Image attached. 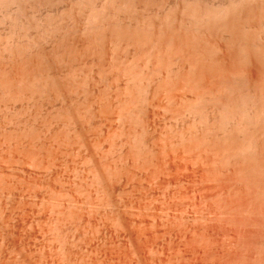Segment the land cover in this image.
Returning <instances> with one entry per match:
<instances>
[{
	"label": "rangeland",
	"instance_id": "374dc122",
	"mask_svg": "<svg viewBox=\"0 0 264 264\" xmlns=\"http://www.w3.org/2000/svg\"><path fill=\"white\" fill-rule=\"evenodd\" d=\"M47 1H48V5L45 4L46 5V7H45V5H43V4ZM47 1L43 2V4H41V5L37 4V8L33 7L34 5L32 6L31 5L32 3L29 4V2H28V4L25 5V7L27 6L25 9L28 8V10H25L24 15L21 14L22 16H20V14L18 13L19 19L22 17L20 20H18V22L15 20V17L16 18L18 17L17 14L13 13V16H14V14H16V16H14V18H13V16L11 17L13 19H11L9 16L5 15V16H7V17H5V20H6V18L8 20V17H9V20L4 22L7 24H4L2 22L4 24L3 25L2 23H0V25H1L0 26V38H2V36H3V38H4V36H5V38L6 37L10 38L13 34L16 33L14 38L17 39L19 37L20 38L22 37L21 38V40H22L23 38L25 39V37L30 36L31 33L33 34V35H31L32 37L38 36L37 34H39L40 30H43V28H45L44 24L47 25V22L49 23V20H50L49 18L51 15V17H52L51 21H53V19L55 18L54 21L56 22V23H53L54 21L51 22L52 25L53 24H56V25L60 24L61 26L62 25L65 26V25H68L70 23L69 27L68 26H65V27H68V28L73 27L72 30H73L74 34H72V31H71V33L69 34V38L70 37L71 38L70 39L68 38V40L66 38V41L70 40L69 42L72 43V41L74 42L76 40V46H78V47H76L75 44H73V45L71 44L72 46H74V48H73L74 51H72V52L76 53V54H72V52L69 53V51L72 50L71 49L72 46L69 44V42H64V44H63L66 46L65 43H67L66 48L69 47L68 44L71 46L67 50L64 49L65 46L59 45L60 49H62V50L64 49V51L66 50V52H68V53H64V51L62 52V50H60L63 53V55L60 59L61 60L63 59L62 61H64V62H62L59 59L60 61H57L56 62L57 64L54 63V65H53V66L56 65L55 69L60 70L59 75H60L61 82L63 81L62 83H64V84L67 83L66 86L69 85L68 86L69 90H67V88L65 86L67 91L66 90L64 91V94H62L63 97L59 94H56L57 92L54 90L48 91L46 94L40 93V91L38 90V92L35 91L36 96L34 94L35 92L34 93L30 92L31 91V88H30L31 84L30 83H32L31 81H33V80L35 81V79H32V78L37 79L38 76L36 77V75H38V72H39V74L40 73L42 74V71L40 68L34 69L33 67L32 68L30 67L32 65H31V63L28 64L29 63L28 60L30 61L31 59H27V62H28L27 64H26V61L19 60L18 63H17V61H14L15 63H17V65L21 63L19 66L20 67L22 66V68L24 67L23 65H30L28 67L26 66V68H28V69H25V67L23 69L24 71L27 70L26 71L27 74H28L29 70H30L29 75H30V73H32L31 71L34 72L31 74L34 77L32 76V78H31V75H30L31 81L27 80L25 78L26 79L25 82H27L25 84L24 79H22L25 77V74H24L25 72L21 71L22 69L20 67H19V70L21 71L20 73H19V71L17 72L15 70L17 72V74H19V76H20L19 77L17 75V77H19L21 79L20 83L22 82L21 84L22 85L24 84L23 86L21 85V87H20L19 79L16 77H13V75H12V71H13V74L16 75V73H14L15 71L12 70L15 68V66H12V64L14 62H12V61L10 62V60H9L10 65L9 64L7 65L8 67L9 66L13 67L12 69L7 68V71H6V68L1 69L2 68L1 65L3 64V68H4V67H6L4 65L7 64V62H8V60L7 61L3 60L4 59V58H2L3 53L1 55L2 59H0V60L2 62L0 61V66H1L0 75H1V71L5 70L7 73V79L6 80L8 81V82L6 81L7 87L2 86V88H4V91L6 88V91H10L11 94H10V92L5 93L6 91L4 92L2 88L0 89L3 91V92L0 91V121L2 122V123L0 122V176H1L0 177V179H1L0 180V183H1L0 184V193H1V196H0V227H1L0 228V264L1 263L2 264H6V263L7 264H121L122 262H123L122 264H125V263L126 264H173V263L174 264H264V240H263L264 239V204H263L264 203V178H263L264 177L263 176L264 175V173H263L264 166L263 165L264 164L263 165L260 164L258 169L256 168L258 166L257 165L255 167L256 169L254 168L257 171L256 172V171H254V169L251 170L254 166L250 167V165H253L255 162L253 164L248 163V165H247V161H249V160H247L248 158H245V157H247V155L246 156L244 155L245 157L243 155L240 156L239 154L236 156V154H237L236 152H235V154H232L235 150L234 148H237L240 141H243L242 137H244V136H243V134L241 135V134H238L237 132H234L231 135L230 132L228 133L229 130H227L226 132H225V130L222 131V129L220 130V128H219L220 125H218V124H215L217 127V129L215 127V133L217 132L218 134L217 133L213 134V135H212V133H210L211 135L208 134L209 137H208V139L206 138L208 140V141L206 140L208 145H207V143L204 144L205 143L204 137L207 135H205L203 137L204 141H202L201 137L204 135V133L206 131V128H207L206 124L207 123L205 121L202 122L201 117H200L201 114H199V113L196 114L197 111L190 110V113L193 112L194 116H193V113H192V115H190V113L188 112L189 111L188 109H192V108H190V106L193 105L194 102L198 103V101H200V99L198 98L197 95H198V93L200 94V92L202 90H204V94H205L204 100L205 99L209 100V98L207 97V94L211 93L210 90H212L214 88L213 84H215L214 89H215V91L218 90V93L221 91V89L219 91V88L217 89V86L221 83V81H225V84H224L225 87L227 85H228V87H230V90H229L230 92H231V90H233L235 88L236 84H239V80H238V82H236V84L233 83L237 79L234 78V80H232L233 76H235L234 74H232V71L234 73L235 70H232V68L234 67V69H237L239 66V64L237 62H240V61L237 58H235L236 54H234V56L232 55V59L230 60V56H231L232 52L230 55L228 54L229 57L225 56L226 53L224 54V52L230 53V52L226 51V49L229 50L231 47L227 48L228 47V45L226 46L227 40H221L223 42L219 41V37L217 35L221 34L219 36L220 37L222 36L221 30L216 29V30L220 31V33L217 34L218 31L213 32L215 34V37H214V34L212 33L213 34V36L211 35L212 39L209 38V37H211V36H209L211 34L209 31H206L207 32L206 34H205V32L200 33L199 34V35H201L200 37L197 34L198 38L195 37L193 39L194 35H196V34H194L195 33L194 32L193 33L194 35L191 38L194 41H196V39H198L199 41L203 40L201 37H204L205 40H208V41H209V39L213 41V37L217 39V40L214 39L215 42L217 41L215 43V45L217 44V47L215 46L216 48H215V52H214L216 55H213L214 56L213 59H214L215 64H216L215 68H217V65H218L216 62H218L220 59L223 58V60H221V61L223 62L224 66H223V64H221V61H219L218 63H220L221 65H219L218 67L221 66L220 68L225 69L226 71H227L228 67L230 68V71H227V72H230V74L233 75V76H231V78H232L231 81L228 80L230 74L229 75L223 74L222 70H221V71H219L220 76L219 75L218 76L221 77V73H222V75H225V77L222 76V78H219V77L214 76V77H216L215 78L216 80H213L214 81L213 82L210 80L211 79L210 77H212V76L207 75V72H209L208 70H210V68H208L209 65H207V68H206V66H205V68L203 67L204 70L200 69L201 66H200V68H199V66H197V68H199L198 69L199 71L203 70L206 72V69H208V70L206 73L205 72L203 73L202 71H201V73H199V71L195 70L196 68L194 67V69H193L194 74H192V71H191V75H193V78H195L197 76V74L195 76V73H197V72H198V74H202V73L206 74V76H208V77H206V80H208L209 83L211 82L210 84H208V86L212 85L211 86L212 89L209 87L210 90H208V91H210V92H208L206 90L207 89L206 87H205L206 89L205 88L202 89L204 86L207 85V83H205V85L202 86L201 85L202 82L200 81L201 86L198 85L199 82L197 84L196 81L197 80L199 81L200 78H202L201 80H203V84H204V82H206V81H204L205 78L202 77V75H203L202 74L201 77H197V78H195V80H193L196 83L195 85L193 83V86L194 87L196 85H197V87L200 86L201 88L200 87H198V88L201 90L197 92L196 89H198V88L195 87L196 88L195 89L192 86V82H190V83H188V85H189V87H192V89H194V90L191 89V91L190 90L188 91L186 89L188 91L187 92L186 90H183L181 88V85L186 83V80H184L183 76L187 77L186 72L188 70L185 69V71H184L182 69V64H181L182 58H180L181 54L179 55L178 54L179 50L177 51L175 49H176V47L178 49L181 47L180 48V52H181L186 47V44H188V46H189V43H191V42H188V38H187V40L185 39L188 42V43L186 42V44H185V42H183L184 44L181 43L182 41H184L183 39L182 40L179 39V41L176 42L178 40V39H176V36L174 35L176 32L173 33V31L169 27H168V29H170L171 31L168 30V33L166 31L167 28L165 30L162 27V29L165 30L163 33L161 31L162 29H158V27H157V29H158L157 30L156 27L155 28L151 27L150 31L153 33L154 32L157 33V31L159 33V31H160V34L157 33L159 36H157L156 33L150 34V31H149V32H147L149 34H145L148 37H146L144 35L145 36L144 38L146 40L142 39L143 43L141 41H139V42L133 41L137 45L135 43L134 44L131 43L127 46L126 45V42L128 44V38L127 37H126L127 39L126 38L121 39L122 41L118 40V39H120L119 37L122 38L123 36H119V37L115 36L116 38L112 39L113 41L115 40L112 43L113 45L110 44L112 40L111 41L109 40L110 42H108L107 40L103 41V40L93 39V40H90L92 42L87 41V40L82 42V40L85 39V37H87V35L85 37H83L84 35H81L82 32H78L79 34L76 33L77 32L76 29L79 27V25L81 26V23L79 24V22L80 21L82 22V20H81L82 17H79L80 16L79 13L82 11V8H80L78 6V2H80V1L79 0H66V1L60 0V3H59V0H52L53 3L50 2L51 0L50 1L47 0ZM70 1H72L73 4ZM76 1H78V2H76ZM99 1H101V0H98V1L95 0L92 2H94V4H96V6H97V4L99 5ZM153 1L151 4H149L151 7L148 5L147 9L146 10L144 9L145 11H143V9H142L143 15H144L143 20L145 18V20H144V22H145L148 19V22L144 23L142 21V14H141L142 11L140 10L141 11L140 12L139 9L137 11V13H140L139 15H141V22H143V24H145L147 26L148 23H151L153 21L155 23H156V21L159 22L158 19L160 17H157V19H155V17L157 16V14H158V16H160L159 13L161 14L162 10H163V13H165V14H167L170 10H172L168 14L170 15V13H173L172 18L174 17L173 16L174 15L173 10L175 7L174 4H176L178 2V0H173V1L172 0H163V1L162 0H160V1L155 0L157 3H155V1L154 2ZM206 1H209V0H206ZM210 1H215V5L221 3V1L223 2V0H221V1L220 0L219 1L210 0ZM224 1H227V0H224ZM81 2H82V0H81ZM85 2H87V1L85 0ZM159 2L160 3L163 2L164 4L162 3L159 5ZM49 3H52V4L50 5ZM66 4H67V6H66ZM100 4H101V2H100ZM152 4H154L153 5L154 7H152ZM39 5L43 9L38 7ZM84 5L86 6V4H84ZM50 6H52V7H50ZM158 7L159 8L162 7V10H159ZM172 7H173V9H172ZM78 8L81 9V11L79 13L77 12L80 10ZM85 8H86L85 9L86 12H88L87 6ZM152 8L155 9L156 11H154ZM169 8H171V9L169 10ZM263 8H264V6H263ZM32 9L33 10L36 9L34 11L35 16L33 14ZM75 9H77V10L75 11ZM64 10L65 11L67 10V11L65 12ZM71 10H73V11L71 12ZM157 10H159V11H157ZM164 10L165 11L169 10V11L165 12ZM29 11H31V13ZM151 11H152V13H151ZM259 11H260V13L262 12V14H259L258 13ZM1 12L2 11H0V13ZM57 12H58V14H55ZM60 12L62 13V15L60 14ZM256 12H257V14H259L257 16L258 18L256 19L257 20L256 22L260 23L261 17L262 16L264 17V14H263L264 10L261 11L260 9H258ZM4 13H5V11L3 10V16H4ZM43 13L48 18L44 17ZM47 13L48 14L50 13V15H48ZM65 13L66 14L70 13V14H69V16L68 15L66 16ZM155 13H157V14H155ZM1 14H0V19H3L4 17L2 18ZM30 14H31L32 19H34V18L36 19L37 16L42 17V19L41 18H38L36 20L34 19L35 22L31 19L34 22V23H31L32 21H29L30 19H28V17L31 18ZM32 14L34 17L32 16ZM80 14L82 16V12ZM152 14H153V16H152ZM165 14H163L162 16L164 17ZM54 15L55 16L59 15V16L55 17ZM23 16H25V17L27 16L26 17L27 21L25 20V17H23ZM75 16L76 17L78 16V17L76 18ZM62 17H64V18H62ZM68 17H70L71 19ZM45 19H49V20L46 21ZM62 19H63V22L61 24L60 21ZM67 19H68V22H66L64 24V22ZM152 19H153V21H152ZM10 20L14 21L15 24H14V22H12ZM23 20L25 21L24 23H26L27 26H29V25L31 26L30 28L32 29V31H30L31 29L28 27L25 28L26 25L24 23H23L25 25V26L23 25L24 27L22 26V24H19V22L22 23ZM39 20L43 21L44 27L42 26L43 28H40L39 32H38L37 31L38 30L37 28H39L38 24H40L39 22H41ZM58 20H60V21H58ZM69 20H70V22H69ZM72 20H74L76 22H74V21L72 22ZM253 20H254V18L252 19V21ZM1 21H4V19L0 20V22ZM36 21H37V23H36ZM9 22H10V26L8 27ZM16 22L18 23V27L16 25ZM57 22H59V23L57 24ZM71 22H72V24H71ZM11 23H12V25H16V26H14V28H12L13 26H11ZM259 23H257V24H259ZM36 25H37V27H36ZM238 25H241V22ZM74 26H75V31H74ZM6 27L10 30V32ZM33 27L37 30L33 29ZM40 27H41V25H40ZM165 27H167V26H164V28ZM10 28L12 30L13 29L14 30L17 29V30H15V32H13L14 30L12 31ZM22 28L25 29V30L20 31L22 34H20V32L19 33L16 32ZM6 29L8 31H6ZM26 29L30 32H27L24 34V32L27 31ZM152 29H155L157 31L152 30ZM240 29H241V27H240ZM11 31H12V34H11ZM5 32L6 33L8 32V34H6ZM3 33H5L6 35H4ZM166 33L167 34L171 33V34H170V36H168ZM10 34H11V36H9ZM71 34H72V36H71ZM163 34H165V35H163ZM24 35H27V36H24ZM155 35L157 36V38L159 37L160 39L155 38L156 37ZM160 35H162V36H160ZM182 35H183V33H182ZM191 35L192 34L190 33V36ZM16 36H17V38H16ZM149 36H152V37L154 36L153 37L154 39L152 38L153 41L155 42V40H156V42L157 41L158 42L156 44H154V42L152 43V40L148 39V38H151ZM166 36H168V38ZM171 36L173 37V41H172ZM11 38H12V40H11ZM11 38H10V40L3 39L4 41H2V42H4L5 44L2 42H0V44H2V46L8 45V44L12 45L15 43L13 41L19 40V39L13 40L14 39L13 36ZM166 38H167V40H166ZM169 38H171V39H169ZM177 38H179V37H177ZM183 38H185L184 35H183ZM225 38L226 37L224 36V39ZM2 39H0V41ZM27 39H28V37L26 38V40ZM71 39H72V41H71ZM80 39H81V42H80ZM109 39H111V38H109ZM162 39L165 40L169 46H171V44L173 42H176L178 45L176 44L177 45L176 46L173 43L172 44L173 46L169 47V46H167V44H165V41H162ZM192 39H190V37H189V40H192ZM94 40H96V41H94ZM124 40H127V41L124 42ZM169 40L172 42H167ZM193 40H192V43H193ZM198 40H197V42H199ZM208 41H207V43L209 44V46H211V44H213V42H214V41L213 42H211V41L208 42ZM6 42H8V43L6 44ZM115 42H116V45L118 47H116V45L114 44ZM179 42H180V45L181 44L185 45V47L180 46ZM225 42H226V44H225ZM120 43H121V45H120ZM161 43H163L164 45L163 44L161 45ZM169 43H171V44H169ZM207 43H204V44L202 43V45L203 46L205 45V47H206V45H208ZM61 44H62V42H61ZM77 44H79V45H77ZM48 45H51V44H48ZM89 45H90V47H89ZM200 45H201V43H200ZM200 45H198V47H201ZM221 45H222L221 50H224V51L221 52V50H220V52H219V50L217 48L220 49ZM79 46H80V48H79ZM112 46L115 48H113ZM134 46H135V48H134ZM190 46H189L190 51L188 49V51H187L188 53H186V54H192L193 53V51H192L193 46H192V48ZM136 47H137V49H136ZM76 48L78 50H76ZM112 48H113V50H112ZM125 48H127V49H125ZM223 48H225V49H223ZM153 49H156V50H153ZM167 49H168V51H166ZM84 50H85V52L87 51L86 52L87 55L84 52ZM92 50L95 53H93ZM127 50H129L130 52ZM138 50H139V52H138ZM146 50L148 51V53ZM160 50H161V52H160ZM88 51H89V53H88ZM1 52H3V50ZM97 52H99L98 53L99 55L97 54ZM149 52H150V54H149ZM156 52H158V53H156ZM173 52H174V55H175V53L178 54L177 55L178 59H175L176 55H175V57L172 56ZM185 52H186V50H185ZM234 52H235V50H234ZM5 54L6 53L4 51V56H5ZM112 54H113V56H111ZM148 54H149L150 58L148 57ZM166 54H168V55L166 56ZM183 54H184V50H183ZM221 54L224 57H222ZM70 56H72V57H70ZM82 56L83 57L85 56V57L82 58ZM100 56H101V58H100ZM226 57L229 58L228 59L229 62L234 63V66H228V67L226 66L228 63L227 62L228 60H226L227 59ZM154 58H156V59H154ZM167 58H168V61H167ZM81 59L83 61H81ZM233 59H237L238 61L232 62V61H235ZM22 62H24V63L22 64ZM159 62H161V63H159ZM15 63H14V65H15ZM148 63H150L149 64L150 66L147 65ZM58 65H60V66H58ZM133 65H135V66H133ZM159 65H160V67H159ZM228 65H231V64L228 63ZM235 65L237 67H235ZM241 65L242 64H240V66H239L240 69H241ZM225 66L227 67V69ZM250 66L254 67L253 65H250ZM142 67H143V69H142ZM149 67H151V68H149ZM223 67H225V68H223ZM255 67H256V65H255ZM29 68H31V69H29ZM134 68H136V69H134ZM155 68H157V69H155ZM162 69H164V70H162ZM8 70H10L11 72L10 71L8 72ZM142 70H145V71H142ZM156 70L162 71V72L159 71V73L161 75L163 74V76L161 77V75L158 74ZM218 70H220V69L218 68L217 72L215 71V73H219ZM225 70H223V71H225ZM67 71H69L70 76L68 75ZM124 71H126V73L128 75L125 74ZM183 71L186 73V74L184 73L185 75H182ZM119 72L120 73L122 72V74H120ZM133 72H135L136 74H134ZM170 72H172V73H170ZM189 72L190 71H188V74H189ZM241 72H243V70H241ZM9 73L12 76L9 75ZM132 73L134 75H136V77L139 75L138 78L140 77L139 78L140 80L138 78H136ZM179 73H181V75H179ZM235 73H239V71L236 70ZM21 74L22 75L24 74V76H21ZM148 74H149V76H148ZM151 74H153V75L151 76ZM157 74L160 78L157 76ZM169 74H170V76H169ZM208 74H212V73H208ZM4 75L2 74L1 76H4ZM8 75H9V79H12V77L14 78V79H12V80H14V82L12 80L8 79ZM131 75L134 78H136V80ZM191 75H190V78H192ZM215 75H217V74H215ZM1 76H0V82L2 80V84H3V82L5 80H3V78H1ZM10 76H11V78H10ZM167 76L170 79H168ZM181 76L183 77V79ZM258 76H260V73L258 74ZM26 77H28V76L26 75ZM72 77H73V79H72ZM88 77H89V79H88ZM5 78H6V76H5ZM127 78H128V80H127ZM132 78L134 80H130ZM148 78H149V80H148ZM150 78H152V79L150 80ZM260 78L261 79H259V80H262L260 82L263 84V78L264 77L262 78L260 76ZM141 79L144 81L143 82L144 84L142 85L143 88L147 85V83L149 81H155L156 80L153 83V85L151 84V86H149L151 88L146 90V93L148 95H146V93H143L144 92L143 89H140V92H139V88H142L141 84H140V83H142ZM153 79H155V80H153ZM159 79L160 80L162 79L161 80L162 82L159 83L160 85L155 86L157 84V82L160 81ZM192 79H191V81H192ZM129 80L132 82H130ZM170 80H174V81H170ZM10 81L12 82L11 83L12 86L10 84ZM80 81H81V83H80ZM86 81H87V83H86ZM128 81H129V83H128ZM139 81H141V82H139ZM183 81H185V82H183ZM17 82L19 85L14 84ZM73 82H75L76 84ZM135 82L137 84L133 85V83H135ZM145 82H146V84H145ZM166 82H168V83H166ZM8 83L11 87L8 85ZM138 84L140 85V87L135 88V87H138ZM164 84H166L168 86H166ZM222 84L223 83H221V86H218V87H222L223 86ZM232 84H234V86H232ZM130 85H132V86H130ZM172 85H175V87ZM15 86L18 88H16ZM126 86H128V87L126 88ZM224 86L222 87V89L225 88ZM73 87L76 89H74ZM123 87H125V88L123 89ZM228 87L225 90V93H226V91H228ZM237 87H239V85H237ZM13 88H14V90H13ZM63 88H64V86H63ZM83 88L85 89V91ZM89 88H91V89H89ZM154 88H155V92H154ZM160 88H162V89L160 90ZM26 89H29V90H26ZM126 89L129 90V93L127 90L128 94L125 91ZM12 90H13V92H12ZM72 90H73V93H72ZM108 90H109V92H108ZM205 90L208 93H206ZM99 91H101V92H99ZM117 91L119 92V94ZM134 91H137V92H134ZM168 91L170 94L168 93ZM215 91H213V93H211V94L214 95ZM229 91L227 93L228 95L226 94L227 96L221 93L220 95L221 96L223 95L222 96L223 98H218L219 100L221 99L220 101L218 99H215V101L221 102V101H223V99H225L224 101L227 102L228 101L227 98H229V94H230ZM233 91L236 92L235 89ZM233 91L231 92V94L233 93L232 95L235 94V92H233ZM16 92L18 93V95H15V94H17ZM22 92H24V93H22ZM65 92H66V94H65ZM133 92H134V94H132ZM159 92H161V93H159ZM28 93L32 94V95H29ZM37 93H39V94H37ZM122 93H123V95H121ZM138 93H142L141 94L142 98H139L140 94L138 95ZM179 93H181V94H179ZM201 93H203V91ZM236 93L238 94V92H236ZM4 94H5V96H3ZM73 94H76V95H73ZM156 94H157V96H156ZM211 94H208V96L210 97ZM33 95H34V97L32 98L31 96H33ZM41 95H42V97H41ZM131 95L135 96V97L137 96V97L133 98ZM145 95H146V97L144 98ZM213 95H211V96H213ZM55 96H57V98ZM118 96H119V98H118ZM221 96H219V97H221ZM15 97H17L16 100H15ZM7 98H9V99L7 100ZM22 98H23V100H22ZM132 99H134L136 101H133ZM191 99H192V101H191ZM120 100H122L124 103ZM127 100H129V101H127ZM47 101L49 103H47ZM50 101L52 103H50ZM191 102H192V104H191ZM202 103H204V102L202 101ZM202 103L200 102V104H202ZM111 104H112V106H111ZM124 104H125V106H124ZM136 104H138V105L136 106ZM204 104H206V101ZM52 105L54 107H52ZM6 106H8V107H6ZM61 106H62V108H61ZM117 107H121V109L117 108ZM158 107H159V109H158ZM172 107H173V109H172ZM67 108H68V111H67ZM143 108H144V111L142 112ZM59 110H61V111H59ZM74 110L76 112H74ZM107 110H108V112H106ZM179 111H180V113H179ZM55 112H56V114H55ZM62 112H65V113L63 114ZM124 112H125V115L123 114ZM130 112L131 113L134 112V113L131 115ZM14 113H15V115H14ZM106 113H108V114H106ZM183 113H185V114H183ZM198 114H199V116H197ZM117 115H119V116H117ZM143 115H146V116H143ZM66 116H68V117H66ZM186 116H188V118ZM195 116H197L196 119H195ZM184 117H185V119H184ZM56 118H58V119H56ZM63 119H64V122H63ZM65 119H66V121H65ZM199 121H201V124H199L200 123ZM66 122L68 125L66 124ZM186 122H187V125H186ZM75 123H76V125L74 126ZM195 123H196V125H195ZM140 124H141V126H140ZM189 124H190V126H189ZM136 125H138V126H136ZM192 125L196 126L195 127L196 130L193 129L194 126H192ZM116 126H118V127H116ZM191 126L193 128H191ZM197 126H198V130H197ZM146 128L148 131L146 130ZM189 129L192 131H190ZM193 131H195L194 132V135L196 134L195 136L193 135ZM196 131H198V132H196ZM199 132H200V134H198ZM185 133L187 135H189L191 138L188 136H184ZM189 133L192 134V136ZM220 133H221V135H220ZM222 133H224V134H222ZM225 133L230 134V135L226 136ZM235 133L240 135V138H242V140H240L239 136ZM9 135H10V138H9ZM197 135H198V137H197ZM141 136H143V137H141ZM180 136H181V139H180ZM229 136H232V137H229ZM79 137H80V139H79ZM135 137H136V139H135ZM183 137H185V138H183ZM193 137H195V139ZM221 137H222V139H220ZM233 137H235V139ZM6 138H7V140H6ZM196 138H197V140H196ZM210 138H211V140H210ZM65 139L68 140L69 142L66 141ZM127 139H130L131 141L130 140L127 141ZM200 139H201L202 143L200 142ZM74 140H76V141H74ZM217 140H219V141H217ZM234 140L235 141L237 140V141L235 142ZM185 141H186V143H185ZM197 141H198V143H197ZM211 141H212V143H211ZM199 142L201 143V145ZM221 142L225 145H223ZM49 143H50V145H49ZM14 144H16V145H14ZM186 144H188V145H186ZM202 144L204 145L203 148L201 147ZM226 144H228V145H226ZM137 145H139V146H137ZM48 146H49V148H48ZM197 146H199L200 148ZM208 147H210V148H208ZM229 148H231L233 151ZM42 149H43V151H40ZM189 149H191V150L189 151ZM201 150L204 152H202ZM212 150H214V151L211 152ZM65 151H67V153ZM188 151H189V154H188ZM190 153H192V154H190ZM224 154H226V156ZM260 154H262V153H259V155H257V156L255 155L256 158L259 159L258 163H256V164H259L262 161H263L262 163H264V159H261V161H260V158H261ZM263 154H264V152H263ZM263 154H262V156H264ZM127 155H129L128 158H127ZM234 155H235V157H234ZM35 156H36V158H35ZM186 157H187V159H186ZM226 157L228 158V160L230 162L227 160ZM248 157L251 158L254 156H248ZM242 158H244V159L242 160ZM241 160L242 161L247 160V161H245L246 163H244ZM22 161H24V162H22ZM188 161L189 162L192 161V162L189 164ZM236 161H238V162H236ZM253 161H254V159H253ZM197 162H199L200 165L197 164ZM6 163H8V164H6ZM210 163H212V164L210 165ZM203 166H205V167H203ZM261 166H263V168H260ZM245 168L248 170V171L245 170L246 174L244 173V170H243ZM212 170H213V172H212ZM261 170H263V171H261ZM185 171H187V172H185ZM208 171H209V173H208ZM247 172H249V173H247ZM241 173H243V174H241ZM194 177L195 178L197 177V178L194 179ZM218 177L220 178V180ZM201 179H203V181ZM212 179H213V181H212ZM260 183H263V184H260ZM3 190H4V192H3ZM262 196H263V198H262ZM106 200H108V201H106ZM94 201H96V202H94ZM7 207H8V209H7ZM232 209H233V211H232ZM88 246H90V247H88Z\"/></svg>",
	"mask_w": 264,
	"mask_h": 264
},
{
	"label": "bare ground",
	"instance_id": "6f19581e",
	"mask_svg": "<svg viewBox=\"0 0 264 264\" xmlns=\"http://www.w3.org/2000/svg\"><path fill=\"white\" fill-rule=\"evenodd\" d=\"M45 1H47V0H0V11H2L0 14H1V17L4 19V21H1L0 23H4V22H6V21H8L9 20V17L11 18L12 16H13V13H16L17 14V16H18V13L20 14V16H22V15H24V13H25V10H28V8L27 9H25L26 7H25V5H27L28 4V2H29V4L30 3H32L31 5L33 6V7H35V8H37V4H43V2H45ZM50 1V0H49ZM66 1V0H65ZM80 2H81V0H79ZM87 2H85V0L83 1L82 0V2L80 3V2H78V1H76V2H78V6L80 7V8H82V11H81V9L80 8H78V9H80L79 11H77L78 13L81 11L82 12V16H81V12L79 13V17H82V22L80 21L79 22V24L81 23V26L79 25V27L76 29L77 30V32L76 33H78V32H82L81 33V35H84L83 37H85L86 35H87V37H85V39H83L82 40V42H84V41H90V40H93V39H97V40H103V41H105V40H107L108 42H110L113 38L115 39L116 37H119V36H123L122 38L121 37H119L120 39H118V40H120V41H122L121 39H125L126 37L128 38V44H127V40H124V42H126V45L128 46L129 44H134L135 42H133V41H137V42H139V41H141L142 42V39H145L144 37L146 36V37H148L147 35H145V34H149V33H147V32H149L150 31V28L151 27H153V28H155L156 27V29H157V27H158V29H162V27H163V29H165L166 30V28H167V33H168V30L169 31H173V33H175L174 35L176 36V39H178L176 42H178L179 41V39H183L184 41H182L181 43H183V42H185V44H186V40H187V38H188V42H191V43H189V46L192 48V46H193V53L192 54H186V53H188L187 51H188V49H189V46H188V44H186V47H185V45H180V42H179V45L180 46H184L185 48L183 49L184 50V54H183V50L180 52V48L178 49L177 47H176V49L175 50H179L177 53L180 55L181 54V57L180 58H182V69L185 71V69H187L188 71H190L189 72V74H188V71L185 73L184 71H183V73H182V75H187V77L186 76H183L184 77V80H186V83L185 84H183V85H181V88L183 89V90H190L191 91V89H192V87H189V85H188V83H190V82H192V86H193V83H194V85L196 84L193 80H195V78H197V77H201V75L205 72V71H203L204 70V68H205V66H206V68H207V65H209V67L208 68H210V70H208V69H206V72H207V70L209 71V72H207V75H211L212 77H210L211 79V81H213V80H216L215 78L216 77H219L220 75V72L219 71H221L222 70V73L223 74H230V72H227V71H230V68L228 67V66H234V63H231V62H229V58H227L226 60H228L227 62L229 63V64H231V65H228V63H227V67H228V69H227V67H226V69H227V71L225 70V69H221L220 67H218L219 65H221V64H223V62L221 61V60H223V58L222 59H220L219 61H221V64L220 63H218V62H216L218 65H217V68H215L216 67V64H215V61H214V56L213 55H216L214 52H215V48L217 47V44L215 45V43L217 42H215V40L214 39H216V38H214L215 37V34L213 33V32H215V31H218V30H221V32H222V38L219 36V35H221V34H219L220 33V31H218V33L217 34H219V35H217L218 37H219V41H221V40H227L226 42H227V44H226V42H225V44H226V46L228 45V47L227 48H230L229 50H227L226 49V51H228V52H230V53H227V52H224V54H225V56H228V54L230 55L231 54V52H232V54H231V56H230V60L232 59V55L234 56V54H236L235 56V58H237L240 62H237L238 60L237 59H233V60H235V61H232V62H237L238 64H239V66H240V64H242L241 65V69L239 68V66H238V68L237 69H234V67L232 68V70H237V71H239V73H235V71H234V73H233V71H232V74H234L235 76H233V75H231L230 74V76H229V78H228V80H230L231 81V76H233V79L232 80H234V78L235 79H237L235 82H233L234 84H236V82H238V80H239V84H236V86H235V90H236V92H238V94L235 92V91H233V90H231V92L233 91V92H235V94L234 95H232L231 94V92L229 91L230 90V87H228V85L225 87L224 86V84H225V81H221V83H223L222 85L225 87V88H223L222 89V87H218V86H221V83L217 86V89L219 88V91H220V89H221V91L218 93V90L217 91H215V84H213V89H212V85L210 86H208V84H210L209 82H208V80H206V77H208V76H206V74H203L202 75V77H204L205 78V80L204 81H206V82H204V84H203V80H201L202 78H198L199 79V81L197 80L196 82H197V84H198V82H199V84L198 85H200V81L202 82L201 83V85L203 86V85H205V83H207V85L206 86H204L202 89H204L205 87L207 88H205L207 91L208 90H210V88L213 90V91H215L214 92V95L213 94H211V93H213V91L212 90H210L211 91V93H208V92H210V91H208V92H206V90H205V92L206 93H208V94H211V95H213V96H211L210 95V97L208 96V94H207V97L209 98V100L208 99H205L204 100V90H202L203 91V93H201L200 92V94L198 93V98L200 99V101H198V103H196V102H194L193 103V105H191L190 106V108H192V109H188L189 111V113H190V110H195V111H197L196 112V114L197 113H199V114H201V120H202V122L203 121H205L206 123V131H205V133H204V135L201 137L202 138V141H204L205 140V143L204 144H206L207 143V139H208V134L209 135H211L210 133H212V135L213 134H216L215 133V127H216V125L215 124H218V125H220L219 126V128H220V130L222 129V131L223 130H225V132L227 131V130H229L228 131V133L230 132L231 133V135H232V133H234V132H237L238 134H243V136L244 137H242L243 138V141H240V143H239V145H238V147L237 148H234L235 150H234V152L232 153V154H235V152L237 153L236 154V156L239 154L240 156H246L247 155V157H245V158H248L247 160H249V161H247V160H244V161H242L244 158H242V162H244V163H246L245 161H247V165H248V163H250V164H253L254 162V164L253 165H250V167L252 166H254L251 170H253L257 165V169H258V167L260 166V164L261 165H263L264 163H262V162H260L259 164H256V163H258V161H259V159L258 158H256V156L257 155H259V153H262L263 154V152H264V17L262 16H260L261 17V19H260V23L259 22H256L257 20V16L259 15V14H262V12L260 13V11L258 12L259 14H257V10L258 9H260L261 11L262 10H264V8H263V6H264V0H227V1H224L223 0V2L221 1V3H219V4H217V5H215V1H206V0H178V2L176 3V4H174V17L172 18V14L173 13H170V15L168 14L170 11H172V10H170L171 8H169V10H166V11H169L167 14H165V13H163V10H162V7H158L159 8V10H162V12H161V14L163 13V14H165L164 15V17L159 13V15L160 16H158V14L157 13H155V14H157V16L155 17V19H157V17H160L159 19H158V21L159 22H157L156 20V23L153 21V19H152V21L153 22H151V23H148V27L145 25V24H143V22H144V20H145V18H144V20H143V11H145L146 9H147V7H148V5L149 4H151L152 3V1L153 0H101V1H99V5L97 4V6H96V4H94V2H92V1H95V0H86ZM98 1V0H97ZM155 1V0H154ZM153 1V2H154ZM157 1V0H156ZM155 1V3H157ZM158 1H160V0H158ZM163 1V0H162ZM173 1V0H172ZM217 1H219V0H217ZM50 2H52V0L50 1ZM56 2V1H55ZM70 2H72V1H70ZM100 2H101V4H100ZM53 3V2H52ZM52 3H49L50 5L52 4ZM59 3H60V0H59ZM75 3V2H74ZM163 2H159V5L160 4H162ZM173 3V2H172ZM36 4V5H35ZM48 5V1L47 2H45L43 5ZM56 4V3H55ZM72 4H73V2H72ZM81 4V5H80ZM84 4H86V6H87V8H88V12H86V6L84 5ZM164 4V3H163ZM30 5V6H31ZM40 5L38 6V7H40ZM46 5H45V7H46ZM154 4H152V7H154L153 6ZM171 5V4H170ZM53 6V5H52ZM52 6H50V7H52ZM66 6H67V4H66ZM150 6V5H149ZM157 6V5H156ZM162 6V5H161ZM169 6V5H168ZM74 7V6H73ZM151 7V6H150ZM165 7V6H164ZM31 8V7H30ZM40 8H42V7H40ZM67 8V7H66ZM157 8V9H158ZM43 9V8H42ZM60 9V8H59ZM138 9H139V11L141 10L142 11V9H143V11L141 12V14H142V21L143 22H141V15H139L140 13H137V11H138ZM145 9V10H144ZM151 9V8H150ZM153 9V8H152ZM172 9H173V7H172ZM3 10L5 11V13H4V16H3ZM33 10V9H32ZM31 10V11H32ZM36 10V9H35ZM35 10H33V14H34V11ZM47 10V9H46ZM45 10V11H46ZM61 10V9H60ZM68 10V9H67ZM66 10V11H67ZM77 9H75V11H76ZM154 11H156L155 9H153ZM159 10H157V11H159ZM31 11H29L30 13H31ZM43 11V10H42ZM62 11V10H61ZM65 11V10H64ZM65 11V12H66ZM70 11V10H69ZM73 10H71V12H72ZM74 11V12H75ZM165 11V10H164ZM165 11V12H166ZM70 12V13H71ZM73 12V13H74ZM40 13V12H39ZM45 13V12H44ZM43 13V14H44ZM52 13V12H51ZM69 13V14H70ZM137 13V14H136ZM150 13V12H149ZM148 13V14H149ZM151 13H152V11H151ZM16 14H14V16H16ZM22 14V15H21ZM28 14V13H27ZM33 14H32V16H33ZM48 14V13H47ZM53 14V13H52ZM55 14H58V12L57 13H55ZM60 14L62 15V13L60 12ZM66 14V13H65ZM69 14H66V16L68 15L69 16ZM253 14V15H252ZM263 14H264V12H263ZM5 15H7V16H9L8 17V20H7V18H6V20H5V17H7V16H5ZM41 15V14H40ZM48 15H50V13L48 14ZM14 16H13V18H14ZM29 16V15H28ZM34 16H35V14H34ZM33 16V17H34ZM53 16V15H52ZM55 16V15H54ZM56 16H59V15H56ZM55 16V17H56ZM64 16V15H63ZM72 16V15H71ZM70 16V17H71ZM77 16V17H78ZM152 16H153V14H152ZM23 17H25V16H23ZM27 17V16H26ZM26 17H25V20L27 21V19H26ZM30 17H31V14H30ZM44 17H46L45 16V14H44ZM43 17V18H44ZM61 17V16H60ZM70 17H68V18H70ZM76 17V16H75ZM76 17V18H77ZM151 17V16H150ZM259 17V18H260ZM13 18H11V19H13ZM22 18V17H21ZM20 18V19H21ZM38 18H41L42 19V17H40V16H37V18L36 19H38ZM46 18H48V17H46ZM52 17H51V15H50V20L49 19H45L46 21L47 20H49V23L47 22V25L46 24H44L43 23V21L42 20H39V21H41V22H39L40 24H38V27L39 28H37V29H35L34 27H33V29H35V30H37L38 32H39V29L40 28H43L44 26H45V28H43V30H40V32H39V34H37L38 36H35V37H32L31 35H33L32 33H31V35L30 36H27V35H24V36H27L28 37V39L26 40V38L27 37H25V39L23 38L22 40H21V38L19 37V38H17V36H16V38L17 39H15L14 37H15V35H16V33L15 34H13L12 36H13V40H18V41H13V42H15L14 44H8V45H5V46H2V44H0L1 46H0V50L2 51L3 50V52H1L0 51V59H2V58H4L3 60H5V61H7L8 60V62H7V64H5L4 66H6V67H4L3 68V64L1 65L2 66V68H1V66H0V68L1 69H5L6 68V71H7V68L8 69H12L13 67H11V66H7L8 64H9V60H10V62L12 61V62H14V61H17V63H18V61L19 60H21V61H26V64L28 63V64H30L31 63V65L32 66H30V65H23L24 67H25V69H28V68H26V66L28 67V66H30L31 68L33 67L34 69H38V68H40L41 69V71H42V74L40 75L39 74V72H38V75H36V77H37V79L36 78H32V76L33 75H31L32 73H34L33 71H31L32 73H30V75H31V78L32 79H35V81L33 82V81H31L30 79V75H29V71H28V74L26 73V71L27 70H23L24 69V67L22 68V66L20 67L19 65L21 64H18L17 65V63H15V65H14V63L12 64V66H15V68L14 69H12V70H16L17 72L19 71V73L21 72V71H24L23 73L25 74V77L24 78H22V79H24V82L26 81V79L27 80H30L32 83H30L31 84V93H34L35 91L36 92H38V90L40 91V93H47L48 91H51V90H54V91H56L57 93L56 94H59V95H61L62 96V94H64V91L66 90V88H67V90H69L68 88V86H66L67 85V83L66 84H64V83H62L61 82V79H60V75H59V69L57 70V69H55V66H53L54 65V63L55 64H57L56 62L57 61H60L61 59V57H62V55H63V51H64V49H68L69 47H71L73 44H75V46H76V38L74 39L75 41V43L72 41V39H71V41H72V43H70L69 41H66V38H67V40H68V38H69V34L71 33V31H72V34H74L73 33V30H72V28L70 29V28H68L69 27V24L68 25H65V26H68V27H65L64 25H56V24H53L52 25V23L51 22H53L54 20H55V18L53 19V21H51L52 19H51ZM62 18H64V17H62ZM254 18V20L252 21V19ZM3 19H0V20H3ZM19 19V16L16 18L15 17V20L18 22V20H20ZM28 19H30L29 21H34V19H32V17L31 18H29L28 17ZM32 19V20H31ZM35 19V20H36ZM58 19V18H57ZM56 19V20H57ZM71 19V18H70ZM73 19V18H72ZM75 19V18H74ZM44 20V19H43ZM241 20V21H240ZM10 21H12V20H10ZM28 21V22H29ZM31 22V23H34V22ZM58 21H60V20H58ZM65 21V20H64ZM74 20H72V22H73ZM241 22V25H238V24H240V22ZM12 22H14V21H12ZM16 22V25H17V27H18V23ZM25 21L23 20V22L22 23H20L19 22V24H22V26L25 24L26 25V23H24ZM27 22V23H28ZM45 22V21H44ZM61 22V24H62V22H63V19L60 21ZM66 22H68V19L64 22V24L66 23ZM69 22H70V20H69ZM72 22H71V24H72ZM74 22H76V21H74ZM145 22H148V19L145 21ZM144 22V23H145ZM239 22V23H238ZM254 22V23H253ZM2 23V24H3ZM24 23V24H23ZM36 23H37V21H36ZM46 23V22H45ZM53 23H56L55 21L53 22ZM59 22H57V24H58ZM257 23H259V24H256ZM4 24H7V23H4ZM3 24V25H4ZM14 24H15V22H14ZM43 24H44V26H43ZM77 24V23H76ZM16 25H12V23H11V26H13L12 28H14V26H16ZM24 25V26H25ZM29 25V24H28ZM40 25H41V27H40ZM75 25V24H74ZM238 25V26H237ZM1 26V25H0ZM10 26V22L8 23V27ZM23 26V27H24ZM43 26V27H42ZM150 26V27H149ZM164 26H167V27H165L164 28ZM241 27V29H240V27ZM26 27H28V28H30L31 26L29 25V26H25V28ZM36 27H37V25H36ZM168 27L171 29H168ZM238 27V28H237ZM7 28V27H6ZM16 28V27H15ZM8 29V28H7ZM6 29V31H8ZM11 29V28H10ZM19 29V28H18ZM31 29V28H30ZM157 29V30H158ZM161 30L163 33H164V31L165 30ZM216 29H218V30H216ZM12 30V29H11ZM14 30V29H13ZM12 30V31H13ZM15 30H17V29H15ZM15 30L13 31V32H15ZM21 30H25V29H20L19 31H16L17 33H19ZM27 30V29H26ZM34 30V31H35ZM152 30H155V29H152ZM157 30H155V31H157ZM12 31H11V34H12ZM30 31H32V29L30 30ZM30 31H26V32H24V34L25 33H27V32H30ZM42 31V32H41ZM74 31H75V26H74ZM206 31H209L211 34L209 35V36H213V34H214V37H213V41L212 40H210L209 38H211L212 39V36L211 37H209L208 39H209V41L208 40H205V38L204 37H201L203 40H198V39H196V41H194L193 39L196 37V38H198V36L200 37L201 35H199L200 33H203V32H205V34L207 33ZM9 32H10V30H9ZM195 32V33H194ZM2 33V32H1ZM6 33V32H5ZM5 33H3L4 35H6V34H8V32L5 34ZM35 33V32H34ZM41 33V34H40ZM75 33V34H76ZM154 33H156V32H154ZM153 32H151L150 31V34H154ZM157 33H158V31H157ZM156 33V35L157 36H159L158 34H160V31H159V33L157 34ZM166 33V34H167ZM178 33V34H177ZM182 33H183V35H184V37L185 38H183V35H182ZM190 33L192 34L191 36H190ZM196 34V35H194V34ZM213 33V34H212ZM11 34L9 35V36H11ZM20 34H22L21 32H20ZM72 34H71V36H72ZM79 34V33H78ZM77 34V35H78ZM170 34L171 33H169V34H167L168 36H170ZM197 34H198V36H197ZM76 35V36H77ZM145 35V36H144ZM155 35V36H156ZM163 35H165V34H163ZM194 35V37H193V39L191 38L192 36ZM208 35V34H207ZM2 36V35H1ZM11 36V37H12ZM19 36V35H18ZM98 36V37H97ZM116 36V37H115ZM157 36L155 37V38H157ZM160 36H162V35H160ZM168 36H166L167 38H168ZM224 36L227 38H225L224 39ZM10 37V38H11ZM82 37V38H83ZM149 37H151V38H148V39H151L152 40V43L154 42L153 41V37L152 36H149ZM177 37H179V38H177ZM189 37H190V39H192L193 40V43H192V40H189ZM2 38H3V36H2ZM2 38H0V39H2ZM10 38H8V37H6L5 38V36H4V38L3 39H8V40H10ZM71 38V37H70ZM69 38V39H70ZM73 38V37H72ZM109 38H111V39H109ZM126 38V39H127ZM153 38V39H152ZM167 38H166V40H167ZM171 38H172V41H173V37L171 36ZM171 38H169V39H171ZM200 38V39H201ZM221 38V39H220ZM1 40L0 42H2V41H4V40ZM157 39H160L159 37L157 38ZM175 39V38H174ZM186 39V40H185ZM11 40H12V38H11ZM65 40V41H64ZM78 40V39H77ZM110 40V41H109ZM146 40V39H145ZM197 40L201 43V45H200V43L199 42H197ZM217 40V39H216ZM79 41V40H78ZM94 41H96V40H94ZM115 41V40H114ZM113 40L111 41V43L110 44H112L113 42H114ZM150 41V40H149ZM162 41H165V40H163L162 39ZM172 41H167V42H172ZM175 41V40H174ZM203 41V42H202ZM207 41L208 42H213V44H211V46H209V44L207 43ZM9 42V41H8ZM8 42H6V44L8 43ZM12 42V41H11ZM61 42H62V44H61ZM64 42H69V44L71 45H69L68 44V48H66L67 47V43H65L66 44V46L65 45H63L64 44ZM80 42H81V39H80ZM90 42H92V41H90ZM89 42V43H90ZM100 42V41H99ZM98 42V43H99ZM119 42V41H118ZM158 42V41H157ZM156 42V40H155V42H154V44H156L157 43ZM176 42H173L175 45L177 44ZM187 42V43H188ZM221 42H223V41H221ZM2 43H4V42H2ZM78 43V42H77ZM97 43V42H96ZM103 43V42H102ZM143 43V42H142ZM172 43V44H173ZM202 43L204 44V43H207L208 45H206V47H205V45L203 46L202 45ZM220 43V42H219ZM5 44V43H4ZM48 44H51V45H48ZM108 44V43H107ZM115 45H116V42L114 43ZM118 44V43H117ZM136 44V43H135ZM160 44V43H159ZM163 43H161V45H162ZM165 44H167L166 43V41H165ZM169 44H171V43H169ZM171 44V46H173ZM184 44V43H183ZM223 44V43H222ZM224 44V45H225ZM59 45H63V46H65L64 47V49L62 50V49H60V47H59ZM77 45H79V44H77ZM82 45V44H81ZM85 45V44H84ZM83 45V46H84ZM105 45V44H104ZM113 45V44H112ZM120 45H121V43H120ZM137 45V44H136ZM164 45V44H163ZM178 45V44H177ZM176 45V46H177ZM198 45H200L201 47H198ZM51 48H50V47ZM93 46V45H92ZM91 46V47H92ZM123 46V45H122ZM132 46V45H131ZM130 46V47H131ZM160 46V45H159ZM166 46V45H165ZM167 46H169L168 44H167ZM171 46H169V47H171ZM208 46V47H207ZM216 46V47H215ZM76 47H78V46H76ZM82 47V46H81ZM89 47H90V45H89ZM94 47V46H93ZM113 47V46H112ZM116 47H118L117 45H116ZM141 47V46H140ZM143 47V46H142ZM222 47V45L220 46V49L219 48H217L218 50H219V52H220V50L222 49L221 48ZM59 48V49H58ZM73 48H74V46H72V50H68L69 51V53L70 52H72V51H74L73 50ZM79 48H80V46H79ZM83 48V47H82ZM96 48V47H95ZM113 48H115V47H113ZM113 48H112V50H113ZM121 48V47H120ZM134 48H135V46H134ZM156 48V47H155ZM159 48V47H158ZM50 49V50H49ZM88 49V48H87ZM90 49V48H89ZM125 49H127V48H125ZM136 49H137V47H136ZM216 49V50H217ZM223 49H225V48H223ZM60 50H62V52L60 51ZM66 50L64 51V53H68V52H66ZM76 50H78L77 48H76ZM82 50V49H81ZM96 50V49H95ZM101 50V49H100ZM110 50V49H109ZM121 50V49H120ZM144 50V49H143ZM153 50H156V49H153ZM164 50V49H163ZM185 50H186V52H185ZM234 50H235V52H234ZM4 51H5V56H4ZM80 51V50H79ZM93 51V50H92ZM104 51V50H103ZM115 51V50H114ZM124 51V50H123ZM127 51H129V50H127ZM147 51V50H146ZM158 51V50H157ZM166 51H168V49L166 50ZM189 51H190V49H189ZM222 51H224V50H221V52ZM84 52H85V50H84ZM87 52V51H86ZM85 52V53H86ZM130 52V51H129ZM137 52V51H136ZM138 52H139V50H138ZM143 52V51H142ZM151 52V51H150ZM150 52H149V54H150ZM154 52V51H153ZM160 52H161V50H160ZM172 52V51H171ZM2 53H3V56H2V58H1V55H2ZM81 53V52H80ZM88 53H89V51H88ZM93 53H95L94 51H93ZM92 53V54H93ZM99 52H97V54H98ZM112 53V52H111ZM147 53H148V51H147ZM156 53H158V52H156ZM168 53V52H167ZM177 53H175V55H176V58L175 59H178V57H177ZM72 54H76V53H73L72 52ZM119 54V53H118ZM138 54V53H137ZM136 54V55H137ZM149 54H148V57H149ZM152 54V53H151ZM154 54V53H153ZM161 54V53H160ZM159 54V55H160ZM165 54V53H164ZM163 54V55H164ZM83 55V54H82ZM86 55H87V53H86ZM89 55V54H88ZM99 55V54H98ZM127 55V54H126ZM155 55V54H154ZM168 54H166V56H167ZM175 55H174V52H173V54H172V56H174L175 57ZM222 55V54H221ZM111 56H113V54L111 55ZM134 56V55H133ZM152 56V55H151ZM162 56V55H161ZM64 57V56H63ZM70 57H72V56H70ZM75 57V56H74ZM85 57V56H84ZM83 56H82V58H84ZM96 57V56H95ZM222 57H224L223 55H222ZM229 57V56H228ZM79 58V57H78ZM100 58H101V56H100ZM128 58V57H127ZM150 58V57H149ZM162 58V57H161ZM179 58V59H180ZM27 59H31L30 61L28 60V62H27ZM60 59V60H59ZM154 59H156V58H154ZM63 60V59H62ZM61 60V61H62ZM69 60V59H68ZM135 60V59H134ZM1 61V60H0ZM4 61V62H5ZM76 61V60H75ZM74 61V62H75ZM81 61H83L82 59H81ZM137 61V60H136ZM163 61V60H162ZM167 61H168V58H167ZM172 61V60H171ZM179 61V60H178ZM181 61V60H180ZM2 62V61H1ZM3 62V63H4ZM62 62H64V61H62ZM73 62V63H74ZM87 62V61H86ZM135 62V61H134ZM148 62V61H147ZM152 62V61H151ZM165 62V61H164ZM174 62V61H173ZM226 62V61H225ZM6 63V62H5ZM24 62H22V64H23ZM132 63V62H131ZM155 63V62H154ZM159 63H161V62H159ZM169 63V62H168ZM167 63V64H168ZM172 63V62H171ZM62 64V63H61ZM150 63H148L147 65H149ZM166 64V63H165ZM233 64V65H232ZM237 64V65H238ZM256 65V67H255V65ZM10 65V64H9ZM120 65V64H119ZM140 65V64H139ZM152 65V64H151ZM158 65V64H157ZM176 65V64H175ZM250 65H253L254 67H252V66H250ZM18 66V67H17ZM58 66H60V65H58ZM86 66V65H85ZM115 66V65H114ZM133 66H135V65H133ZM150 66V65H149ZM197 66H199V68H200V66H201V68L200 69H203V70H198L199 68H197ZM223 66H224V64H223ZM19 67L22 69L21 71L19 70ZM153 67V66H152ZM158 67V66H157ZM159 67H160V65H159ZM163 67V66H162ZM181 67V66H180ZM194 67L196 68L195 70H198L199 71V73H201V71L203 72L202 74H198V72L197 73H195V76H196V74H197V76L195 77V78H193V75H191V71H192V74H194ZM204 67V68H203ZM225 67H223V68H225ZM235 67H237L236 65H235ZM253 69H252V68ZM17 68V69H16ZM31 68H29V69H31ZM74 68V67H73ZM103 68V67H102ZM132 68V67H131ZM141 68V67H140ZM139 68V69H140ZM146 68V67H145ZM149 68H151V67H149ZM164 68V67H163ZM220 69V70H218V72L219 73H215V71L217 72V69ZM0 69V70H1ZM78 69V68H77ZM107 69V68H106ZM125 69V68H124ZM134 69H136V68H134ZM142 69H143V67H142ZM155 69H157V68H155ZM216 69V70H215ZM81 70V69H80ZM103 70V69H102ZM127 70V69H126ZM147 70V69H146ZM162 70H164V69H162ZM167 70V69H166ZM175 70V69H174ZM177 70V69H176ZM223 70H225V71H223ZM241 70H243V72H241ZM5 70H3V71H1V75L3 74H5L6 73V71L4 72ZM10 70H8V72H9ZM14 72V73H16V75H14L13 74V71H12V75H13V77H16V78H18L19 79V83H20V76H19V74H17V72ZM40 71V72H41ZM45 73H44V72ZM94 71V70H93ZM142 71H145V70H142ZM155 71V70H154ZM157 71V70H156ZM160 71V70H159ZM159 71H157V73L158 74H160L159 73ZM4 72V73H3ZM11 72V71H10ZM68 72V75L70 74L69 73V71H67ZM115 72V71H114ZM125 72V74H127L126 73V71H124ZM128 72V71H127ZM130 72V71H129ZM136 72V71H135ZM135 72H133L134 74H136ZM160 72H162V71H160ZM175 72V71H174ZM205 72V73H206ZM241 72V73H240ZM99 73V72H98ZM103 73V72H102ZM116 73V72H115ZM120 73V72H119ZM131 73V72H130ZM132 73V74H133ZM144 73V72H143ZM152 73V72H151ZM154 73V72H153ZM167 73V72H166ZM170 73H172V72H170ZM185 73V74H184ZM208 73H212V74H208ZM222 73H221V77H219V78H222V76H224L225 77V75H222ZM260 73V76L263 78V84L260 82V81H262V80H259V79H261L260 78V76H258V74ZM24 74L22 75L21 74V76H24ZM89 74V73H88ZM120 74H122V72L120 73ZM133 74V75H134ZM156 74V73H155ZM158 74H157V76H158ZM178 74V73H177ZM215 74H217V75H215ZM0 75V76H1ZM9 75H11L10 73H9ZM9 75H8V79H9ZM11 75V76H12ZM17 75L19 76V77H17ZM26 75L29 77H26ZM101 75V74H100ZM128 75V74H127ZM126 75V76H127ZM153 74H151V76H152ZM161 75V74H160ZM172 75V74H171ZM179 75H181V73H179ZM189 75V76H188ZM190 75H191V77L193 78H190ZM200 75V76H199ZM205 75V76H204ZM219 75V76H218ZM238 75V76H237ZM5 76H6V78H5ZM11 76H10V78H11ZM41 76V77H40ZM67 76V75H66ZM70 76V75H69ZM87 76V75H86ZM98 76V75H97ZM125 76V75H124ZM132 76V75H131ZM135 77H136V75H134ZM139 76V75H138ZM138 76L136 77V78H138ZM142 76V75H141ZM148 76H149V74H148ZM163 76V74L161 75V77ZM169 76H170V74H169ZM178 76V75H177ZM214 76H216V77H214ZM12 77V79H14ZM34 77V76H33ZM68 77V76H67ZM133 77V76H132ZM147 77V76H146ZM159 77V76H158ZM168 77V76H167ZM182 77V76H181ZM183 77H182V79H183ZM214 77V78H213ZM237 77V78H236ZM1 78H3V80H5L4 82H3V84H2V80H1V82H0V89L2 88V86L4 87V86H6V84H7V73L4 75V76H1ZM5 78V79H4ZM26 78V79H25ZM66 78V77H65ZM86 78V77H85ZM119 78V77H118ZM125 78V77H124ZM134 78V77H133ZM130 79V80H136V78H134V79ZM140 78V77H139ZM138 78V79H139ZM142 78V77H141ZM155 78V77H154ZM160 78V77H159ZM227 78V77H226ZM12 79H9V80H12ZM68 79V78H67ZM72 79H73V77H72ZM88 79H89V77H88ZM95 79V78H94ZM104 79V78H103ZM137 79V80H138ZM143 79V78H142ZM141 79V80H142ZM147 79V78H146ZM152 78H150V80H151ZM167 79V78H166ZM168 79H170L169 77H168ZM191 79H192V81H191ZM209 79V78H208ZM17 80V79H16ZM37 80V81H36ZM75 80V79H74ZM73 80V81H74ZM93 80V79H92ZM113 80V79H112ZM118 80V79H117ZM127 80H128V78H127ZM129 80V81H130ZM140 80V79H139ZM148 80H149V78H148ZM153 80H155V79H153ZM160 80V79H159ZM162 80V79H161ZM159 81V82H157V84L155 85V86H157V85H160L159 83L160 82H162V81ZM181 80V79H180ZM209 80V81H210ZM7 81V82H6ZM13 82H14V80H12ZM18 81V80H17ZM85 81V80H84ZM106 81V80H105ZM108 81V80H107ZM129 81H128V83H129ZM147 81V80H146ZM156 81V80H155ZM155 81H149L148 83H147V85L143 88L142 87V85L144 84L143 82V80H142V83H140L141 84V87L142 88H139L140 87V85L138 84V87H135V88H139V92H140V89H143L144 90V92L143 93H146V90L147 89H150L151 87H149V86H151V84L153 85V83L155 82ZM167 81V80H166ZM170 81H174V80H170ZM178 81V80H177ZM176 81V82H177ZM6 82V83H5ZM29 82V81H28ZM109 82V81H108ZM107 82V83H108ZM114 82V81H113ZM130 82H132V81H130ZM134 82V81H133ZM139 82H141V81H139ZM138 82V83H139ZM175 82V83H176ZM183 82H185V81H183ZM182 82V83H183ZM214 82V81H213ZM12 82L10 81V84H11ZM22 83V82H21ZM20 83V87H21V84ZM27 82H25V84H26ZM73 83H75V82H73ZM79 83V82H78ZM80 83H81V81H80ZM86 83H87V81H86ZM91 83V82H90ZM166 83H168V82H166ZM180 83V82H179ZM216 83V82H215ZM5 84V85H4ZM14 84H17V85H19L18 84V82L17 83H14ZM76 84V83H75ZM74 84V85H75ZM83 84V83H82ZM81 84V85H82ZM110 84V83H109ZM122 84V83H121ZM136 85L137 83L135 82V83H133V85ZM145 84H146V82H145ZM234 84H232V86H234ZM8 85H9V83H8ZM16 85V86H17ZM24 85V84H23ZM22 85V86H23ZM73 85V84H72ZM84 85V84H83ZM88 85V84H87ZM164 85H166V84H164ZM191 85V84H190ZM200 85V86H201ZM237 85H239V87H237ZM10 86V85H9ZM11 86H12V84H11ZM10 86V87H11ZM15 86V87H16ZM28 86V85H27ZM30 86V85H29ZM63 86H64V88H63ZM65 86H66V88H65ZM86 86V85H85ZM130 86H132V85H130ZM163 86V85H162ZM166 86H168V85H166ZM172 86H174L175 87V85H172ZM200 86H198V87H200ZM208 86V87H207ZM7 87V86H6ZM77 87V86H76ZM82 87V86H81ZM107 87V86H106ZM109 87V86H108ZM128 86H126V88H127ZM147 87V88H146ZM154 87V86H153ZM159 87V86H158ZM189 87V88H188ZM194 87V86H193ZM196 88H198L197 87V85L195 86ZM194 87V88H195ZM210 87V88H209ZM227 87H228V91L230 92V94H229V98H227L228 99V101L226 102V101H224L225 99H223V101H221V102H219L220 100L218 99V98H223L220 94L222 93V94H224V95H226L227 93H228V91H226V93H225V90L227 89ZM16 88H18V87H16ZM27 88V87H26ZM29 88V87H28ZM74 88V87H73ZM122 88V87H121ZM125 87H123V89H124ZM134 88V89H135ZM164 88V87H163ZM167 88V87H166ZM195 88V89H196ZM201 88V87H200ZM232 88V87H231ZM3 89V91H4V88H2ZM12 89V88H11ZM22 89V88H21ZM50 89V90H49ZM74 89H76V88H74ZM78 89V88H77ZM84 89V88H83ZM89 89H91V88H89ZM95 89V88H94ZM117 89V88H116ZM129 89V88H128ZM128 89H126L125 91H126V93H127V90ZM162 88H160V90H161ZM175 89V88H174ZM181 89V90H182ZM9 90V89H8ZM13 90H14V88H13ZM13 90H12V92H13ZM19 90V89H18ZM26 90H29V89H26ZM34 90V91H33ZM66 90V91H67ZM104 90V89H103ZM118 90V89H117ZM142 90V91H143ZM173 90V89H172ZM177 90V89H176ZM186 90V91H187ZM192 90H194V89H192ZM197 90V92L198 91H200L201 89H196ZM238 90V91H237ZM1 92H3L2 90H0ZM5 91H6V88H5ZM4 91V92H5ZM21 91V90H20ZM77 91V90H76ZM79 91V90H78ZM84 91H85V89H84ZM97 91V90H96ZM119 91V90H118ZM117 91V92H118ZM141 91V92H142ZM157 91V90H156ZM187 91V92H188ZM7 92H10V91H6L5 93H7ZM27 92V91H26ZM29 92V93H30ZM36 92L34 93L35 94V96H36ZM53 92V91H52ZM99 92H101V91H99ZM108 92H109V90H108ZM120 92V91H119ZM119 92H118V94H119ZM134 92H137V91H134ZM134 92L132 93V94H134ZM154 92H155V88H154ZM158 92V91H157ZM156 92V93H157ZM193 92V91H192ZM196 92V91H195ZM15 93V92H14ZM17 93V92H16ZM22 93H24V92H22ZM28 93V94H29ZM55 93V92H54ZM72 93H73V90H72ZM79 93V92H78ZM96 93V92H95ZM111 93V92H110ZM116 93V92H115ZM125 93V94H126ZM128 93H129V90H128ZM127 93V94H128ZM149 93V92H148ZM159 93H161V92H159ZM168 93H169V91H168ZM194 93V92H193ZM216 93V94H215ZM10 94H11V92H10ZM9 94V95H10ZM37 94H39V93H37ZM53 94V93H52ZM65 94H66V92H65ZM69 94V93H68ZM117 94V95H118ZM131 94V93H130ZM129 94V95H130ZM140 94V97L139 98H142L141 96V94L142 93H138V95ZM158 94V93H157ZM157 94H156V96H157ZM170 94V93H169ZM179 94H181V93H179ZM197 94V93H196ZM219 96H221V97H219ZM237 94V95H236ZM15 95H18V93L17 94H15ZM14 95V96H15ZM25 95V94H24ZM23 95V96H24ZM29 95H32V94H29ZM73 95H76V94H73ZM121 95H123V93L121 94ZM144 95V94H143ZM146 95H148L147 93H146ZM146 95L144 96V98L146 97ZM161 95V94H160ZM193 95V94H192ZM217 95V96H216ZM228 95V94H227ZM226 95V96H227ZM231 95V96H230ZM3 96H5V94L3 95ZM11 96V95H10ZM68 96V95H67ZM125 96V95H124ZM132 96V95H131ZM170 96V95H169ZM172 96V95H171ZM182 96V95H181ZM217 98H216V97ZM25 97V96H24ZM32 98L34 97V95L33 96H31ZM41 97H42V95H41ZM46 97V96H45ZM56 98H57V96H55ZM54 97V98H55ZM63 97V96H62ZM66 97V96H65ZM123 97V96H122ZM128 97V96H127ZM133 98L135 97V96H132ZM131 97V98H132ZM137 97V96H136ZM135 97V98H136ZM148 97V96H147ZM206 97V96H205ZM3 98V97H2ZM16 98L17 97H15V100H16ZM28 98V97H27ZM30 98V97H29ZM40 98V97H39ZM38 98V99H39ZM118 98H119V96H118ZM130 98V97H129ZM128 98V99H129ZM154 98V97H153ZM181 98V97H180ZM5 99V98H4ZM9 98H7V100H8ZM42 99V98H41ZM51 99V98H50ZM62 99V98H61ZM64 99V98H63ZM67 99V98H66ZM65 99V100H66ZM108 99V98H107ZM164 99V98H163ZM173 99V98H172ZM183 99V98H182ZM186 99V98H185ZM189 99V98H188ZM215 99H218L219 101L218 102H216L215 101ZM226 99V100H227ZM2 100V99H1ZM22 100H23V98H22ZM26 100V99H25ZM24 100V101H25ZM59 100V99H58ZM105 100V99H104ZM133 101H136V100H134V99H132ZM145 100V99H144ZM149 100V99H148ZM190 100V99H189ZM13 101V100H12ZM28 101V100H27ZM30 101V100H29ZM45 101V100H44ZM52 101V100H51ZM50 101V103H52ZM62 101V100H61ZM78 101V100H77ZM109 101V100H108ZM120 101H122V100H120ZM127 101H129V100H127ZM142 101V100H141ZM161 101V100H160ZM188 101V100H187ZM191 101H192V99H191ZM194 101V100H193ZM202 101L205 103V101H206V104H204V103H202ZM7 102V101H6ZM10 102V101H9ZM58 102V101H57ZM63 102V101H62ZM123 102V101H122ZM140 102V101H139ZM144 102V101H143ZM142 102V103H143ZM153 102V101H152ZM183 102V101H182ZM200 102L202 103V104H200ZM2 103V102H1ZM17 103V102H16ZM38 103V102H37ZM47 103H49L48 101H47ZM64 103V102H63ZM68 103V102H67ZM124 103V102H123ZM127 103V102H126ZM147 103V102H146ZM145 103V104H146ZM164 103V102H163ZM162 103V104H163ZM185 103V102H184ZM8 104V103H7ZM46 104V103H45ZM59 104V103H58ZM74 104V103H73ZM83 104V103H82ZM108 104V103H107ZM120 104V103H119ZM132 104V103H131ZM175 104V103H174ZM191 104H192V102H191ZM39 105V104H38ZM43 105V104H42ZM61 105V104H60ZM59 105V106H60ZM65 105V104H64ZM70 105V104H69ZM104 105V104H103ZM122 105V104H121ZM138 104H136V106H137ZM144 105V104H143ZM159 105V104H158ZM183 105V104H182ZM10 106V105H9ZM20 106V105H19ZM28 106V105H27ZM49 106V105H48ZM68 106V105H67ZM108 106V105H107ZM111 106H112V104H111ZM124 106H125V104H124ZM132 106V105H131ZM134 106V105H133ZM184 106V105H183ZM6 107H8V106H6ZM12 107V106H11ZM34 107V106H33ZM40 107V106H39ZM43 107V106H42ZM52 107H54L53 105H52ZM66 107V106H65ZM69 107V106H68ZM72 107V106H71ZM76 107V106H75ZM145 107V106H144ZM149 107V106H148ZM155 107V106H154ZM29 108V107H28ZM27 108V109H28ZM44 108V107H43ZM60 108V107H59ZM61 108H62V106H61ZM74 108V107H73ZM98 108V107H97ZM109 108V107H108ZM117 108H120L121 109V107H117ZM133 108V107H132ZM137 108V107H136ZM183 108V107H182ZM20 109V108H19ZM22 109V108H21ZM39 109V108H38ZM42 109V108H41ZM55 109V108H54ZM53 109V110H54ZM90 109V108H89ZM107 109V108H106ZM105 109V110H106ZM115 109V108H114ZM123 109V108H122ZM135 109V108H134ZM141 109V108H140ZM158 109H159V107H158ZM172 109H173V107H172ZM187 109V108H186ZM36 110V109H35ZM80 110V109H79ZM127 110V109H126ZM168 110V109H167ZM175 110V109H174ZM182 110V109H181ZM42 111V110H41ZM59 111H61V110H59ZM67 111H68V108H67ZM128 111V110H127ZM130 111V110H129ZM132 111V110H131ZM144 111V108H143V110H142V112ZM28 112V111H27ZM74 112H76L75 110H74ZM78 112V111H77ZM106 112H108V110L106 111ZM136 112V111H135ZM159 112V111H158ZM170 112V111H169ZM183 112V111H182ZM181 112V113H182ZM187 112V111H186ZM45 113V112H44ZM63 114L65 113V112H62ZM72 113V112H71ZM131 113V112H130ZM134 112H132L131 113V115L133 114ZM164 113V112H163ZM177 113V112H176ZM179 113H180V111H179ZM192 113L193 112H191L190 113V115H192ZM55 114H56V112H55ZM61 114V113H60ZM68 114V113H67ZM74 114V113H73ZM106 114H108V113H106ZM119 114V113H118ZM124 115H125V112L123 113ZM128 114V113H127ZM143 114V113H142ZM141 114V115H142ZM183 114H185V113H183ZM199 114L197 115V116H199ZM14 115H15V113H14ZM31 115V114H30ZM41 115V114H40ZM120 115V114H119ZM119 115H117V116H119ZM147 115V114H146ZM146 115H143V116H146ZM175 115V114H174ZM189 115V116H190ZM44 116V115H43ZM50 116V115H49ZM55 116V115H54ZM59 116V115H58ZM185 116V115H184ZM193 116H194V113H193ZM197 116H195V119H196V117ZM31 117V116H30ZM62 117V116H61ZM66 117H68V116H66ZM65 117V118H66ZM97 117V116H96ZM110 117V116H109ZM121 117V116H120ZM129 117V116H128ZM131 117V116H130ZM187 118H188V116H186ZM9 118V117H8ZM49 118V117H48ZM63 118V117H62ZM61 118V119H62ZM122 118V117H121ZM134 118V117H133ZM147 118V117H146ZM179 118V117H178ZM182 118V117H181ZM190 118V117H189ZM194 118V117H193ZM56 119H58V118H56ZM73 119V118H72ZM95 119V118H94ZM118 119V118H117ZM184 119H185V117H184ZM11 120V119H10ZM43 120V119H42ZM46 120V119H45ZM52 120V119H51ZM80 120V119H79ZM140 120V119H139ZM142 120V119H141ZM150 120V119H149ZM190 120V119H189ZM8 121V120H7ZM23 121V120H22ZM21 121V122H22ZM47 121V120H46ZM49 121V120H48ZM65 121H66V119H65ZM69 121V120H68ZM114 121V120H113ZM137 121V120H136ZM187 121V120H186ZM195 121V120H194ZM1 122V121H0ZM31 122V121H30ZM39 122V121H38ZM45 122V121H44ZM51 122V121H50ZM62 122V121H61ZM63 122H64V119H63ZM74 122V121H73ZM133 122V121H132ZM192 122V121H191ZM197 122V121H196ZM200 123L199 124H201V121H199ZM2 123V122H1ZM108 123V122H107ZM125 123V122H124ZM145 123V122H144ZM147 123V122H146ZM8 124V123H7ZM20 124V123H19ZM47 124V123H46ZM66 124H67V122H66ZM99 124V123H98ZM138 124V123H137ZM191 124V123H190ZM190 124H189V126H190ZM193 124V123H192ZM68 125V124H67ZM70 125V124H69ZM76 125V123L74 124V126ZM94 125V124H93ZM124 125V124H123ZM149 125V124H148ZM186 125H187V122H186ZM195 125H196V123H195ZM195 125H192V126H194V128L191 126V128H193V129H195ZM217 125V126H218ZM31 126V125H30ZM62 126V125H61ZM71 126V125H70ZM73 126V125H72ZM98 126V125H97ZM136 126H138V125H136ZM140 126H141V124H140ZM147 126V125H146ZM170 126V125H169ZM185 126V125H184ZM22 127V126H21ZM26 127V126H25ZM28 127V126H27ZM45 127V126H44ZM60 127V126H59ZM99 127V126H98ZM103 127V126H102ZM116 127H118V126H116ZM175 127V126H174ZM183 127V126H182ZM2 128V127H1ZM41 128V127H40ZM63 128V127H62ZM66 128V127H65ZM70 128V127H69ZM148 128V127H147ZM147 128H146V130H147ZM189 128V127H188ZM190 128V129H191ZM99 129V128H98ZM122 129V128H121ZM132 129V128H131ZM134 129V128H133ZM143 129V128H142ZM189 129V130H190ZM200 129V128H199ZM216 129H217V127H216ZM30 130V129H29ZM38 130V129H37ZM68 130V129H67ZM97 130V129H96ZM187 130V129H186ZM185 130V131H186ZM196 130V129H195ZM197 130H198V126H197ZM232 130V131H231ZM20 131V130H19ZM40 131V130H39ZM61 131V130H60ZM70 131V130H69ZM74 131V130H73ZM95 131V130H94ZM148 131V130H147ZM175 131V130H174ZM181 131V130H180ZM190 131H192V130H190ZM203 131V130H202ZM194 132L195 131H193V135H194ZM196 132H198V131H196ZM64 133V132H63ZM98 133V132H97ZM157 133V132H156ZM174 133V132H173ZM177 133V132H176ZM175 133V134H176ZM188 133V132H187ZM192 133V132H191ZM237 133H235V134H237ZM246 133V134H245ZM24 134V133H23ZM81 134V133H80ZM99 134V133H98ZM170 134V133H169ZM180 134V133H179ZM190 134V133H189ZM198 134H200V132L198 133ZM218 134V133H217ZM222 134H224V133H222ZM237 134V135H238ZM27 135V134H26ZM55 135V134H54ZM63 135V134H62ZM138 135V134H137ZM143 135V134H142ZM191 136H192V134H190ZM196 135V134H195ZM194 135V136H195ZM205 135H207V136H205ZM220 135H221V133H220ZM225 135L227 136V135H230V134H226L225 133ZM234 135V134H233ZM2 136V135H1ZM81 136V135H80ZM113 136V135H112ZM153 136V135H152ZM162 136V135H161ZM166 136V135H165ZM184 136H188V137H190L189 135H187L186 133L184 134ZM205 136V137H204ZM239 136V139L240 140H242V138H240V135H238ZM15 137V136H14ZM18 137V136H17ZM50 137V136H49ZM62 137V136H61ZM99 137V136H98ZM106 137V136H105ZM141 137H143V136H141ZM176 137V136H175ZM197 137H198V135H197ZM203 137H204V140H203ZM229 137H232V136H229ZM236 137V136H235ZM235 137H233L234 139H235ZM9 138H10V135H9ZM104 138V137H103ZM111 138V137H110ZM128 138V137H127ZM134 138V137H133ZM148 138V137H147ZM172 138V137H171ZM183 138H185V137H183ZM191 138V137H190ZM194 139H195V137H193ZM207 138V139H206ZM218 138V137H217ZM224 138V137H223ZM237 138V137H236ZM79 139H80V137H79ZM135 139H136V137H135ZM142 139V138H141ZM140 139V140H141ZM180 139H181V136H180ZM215 139V138H214ZM220 139H222V137L220 138ZM225 139V138H224ZM229 139V138H228ZM231 139V138H230ZM6 140H7V138H6ZM28 140V139H27ZM66 140V139H65ZM128 140H130V139H127V141ZM183 140V139H182ZM188 140V139H187ZM192 140V139H191ZM196 140H197V138H196ZM199 140V139H198ZM207 140V141H206ZM210 140H211V138H210ZM209 140V141H210ZM49 141V140H48ZM66 141H68V140H66ZM74 141H76V140H74ZM80 141V140H79ZM131 141V140H130ZM163 141V140H162ZM216 141V140H215ZM217 141H219V140H217ZM235 141V140H234ZM237 141V140H236ZM235 141V142H236ZM24 142V141H23ZM58 142V141H57ZM69 142V141H68ZM124 142V141H123ZM183 142V141H182ZM188 142V141H187ZM200 142H201V139H200ZM199 142V143H200ZM224 142V141H223ZM11 143V142H10ZM19 143V142H18ZM104 143V142H103ZM112 143V142H111ZM141 143V142H140ZM144 143V142H143ZM185 143H186V141H185ZM197 143H198V141H197ZM202 143V142H201ZM201 143H200V145H201ZM210 143V142H209ZM211 143H212V141H211ZM210 143V144H211ZM222 143V142H221ZM46 144V143H45ZM138 144V143H137ZM171 144V143H170ZM179 144V143H178ZM217 144V143H216ZM219 144V143H218ZM223 144V143H222ZM14 145H16V144H14ZM49 145H50V143H49ZM186 145H188V144H186ZM199 145V146H200ZM207 145H208V143H207ZM206 145V146H207ZM223 145H225V144H223ZM226 145H228V144H226ZM32 146V145H31ZM56 146V145H55ZM137 146H139V145H137ZM190 146V145H189ZM188 146V147H189ZM199 146H197V147H199ZM205 146V147H206ZM210 146V145H209ZM212 146V145H211ZM232 146V145H231ZM234 146V145H233ZM9 147V146H8ZM39 147V146H38ZM47 147V146H46ZM65 147V146H64ZM124 147V146H123ZM156 147V146H155ZM187 147V146H186ZM191 147V146H190ZM202 148L204 147V145L202 144V146H201ZM48 148H49V146H48ZM68 148V147H67ZM83 148V147H82ZM94 148V147H93ZM164 148V147H163ZM195 148V147H194ZM200 148V147H199ZM208 148H210V147H208ZM232 148V147H231ZM231 148H229V149H231ZM41 149V148H40ZM53 149V148H52ZM59 149V148H58ZM198 149V148H197ZM214 149V148H213ZM224 149V148H223ZM222 149V150H223ZM16 150V149H15ZM141 150V149H140ZM152 150V149H151ZM173 150V149H172ZM180 150V149H179ZM191 149H189V151H190ZM195 150V149H194ZM232 150V149H231ZM13 151V150H12ZM29 151V150H28ZM40 151H43V149L42 150H40ZM142 151V150H141ZM169 151V150H168ZM189 151H188V154H189ZM202 151V150H201ZM214 150H212L211 152H213ZM227 151V150H226ZM233 151V150H232ZM66 153H67V151H65ZM193 152V151H192ZM195 152V151H194ZM202 152H204V151H202ZM210 152V153H211ZM216 152V151H215ZM135 153V152H134ZM182 153V152H181ZM185 153V152H184ZM183 153V154H184ZM5 154V153H4ZM37 154V153H36ZM164 154V153H163ZM169 154V153H168ZM178 154V153H177ZM190 154H192V153H190ZM200 154V153H199ZM206 154V153H205ZM208 154V153H207ZM228 154V153H227ZM262 154H260V156H261V158H260V161H261V159H264V156H262ZM7 155V154H6ZM105 155V154H104ZM130 155V154H129ZM129 155H127V158H128V156ZM133 155V154H132ZM212 155V154H211ZM215 155V154H214ZM225 156H226V154H224ZM223 155V156H224ZM256 155V156H255ZM264 155V154H263ZM28 156V155H27ZM38 156V155H37ZM47 156V155H46ZM144 156V155H143ZM176 156V155H175ZM185 156V155H184ZM187 156V155H186ZM192 156V155H191ZM203 156V155H202ZM209 156V155H208ZM216 156V155H215ZM232 156V155H231ZM248 156H254V157H248ZM10 157V156H9ZM34 157V156H33ZM44 157V156H43ZM103 157V156H102ZM124 157V156H123ZM139 157V156H138ZM155 157V156H154ZM164 157V156H163ZM183 157V156H182ZM229 157V156H228ZM234 157H235V155H234ZM259 157V156H258ZM35 158H36V156H35ZM47 158V157H46ZM227 158V157H226ZM232 158V157H231ZM241 158V157H240ZM38 159V158H37ZM107 159V158H106ZM140 159V158H139ZM152 159V158H151ZM180 159V158H179ZM185 159V158H184ZM186 159H187V157H186ZM191 159V158H190ZM193 159V158H192ZM203 159V158H202ZM210 159V158H209ZM221 159V158H220ZM253 159H254V161H253ZM256 159V160H255ZM90 160V159H89ZM102 160V159H101ZM206 160V159H205ZM218 160V159H217ZM227 160H228V158H227ZM151 161V160H150ZM185 161V160H184ZM195 161V160H194ZM229 161V160H228ZM227 161V162H228ZM235 161V160H234ZM239 161V160H238ZM238 161H236V162H238ZM251 161V162H250ZM22 162H24V161H22ZM28 162V161H27ZM115 162V161H114ZM160 162V161H159ZM189 162V161H188ZM192 162V161H191ZM191 162H189V164L191 163ZM202 162V161H201ZM226 162V163H227ZM230 162V161H229ZM43 163V162H42ZM87 163V162H86ZM117 163V162H116ZM127 163V162H126ZM186 163V162H185ZM184 163V164H185ZM225 163V164H226ZM6 164H8V163H6ZM17 164V163H16ZM165 164V163H164ZM175 164V163H174ZM188 164V165H189ZM197 164H199V162H197ZM204 164V163H203ZM212 163H210V165H211ZM215 164V163H214ZM213 164V165H214ZM231 164V163H230ZM256 164V165H255ZM193 165V164H192ZM200 165V164H199ZM206 165V164H205ZM208 165V164H207ZM229 165V164H228ZM21 166V165H20ZM55 166V165H54ZM103 166V165H102ZM134 166V165H133ZM184 166V165H183ZM198 166V165H197ZM209 166V165H208ZM219 166V165H218ZM231 166V165H230ZM264 166V165H263ZM263 166H261L260 168H263ZM6 167V166H5ZM43 167V166H42ZM157 167V166H156ZM159 167V166H158ZM203 167H205V166H203ZM212 167V166H211ZM226 167V166H225ZM247 167V166H246ZM249 167V166H248ZM135 168V167H134ZM216 168V167H215ZM224 168V167H223ZM232 168V167H231ZM255 168V169H256ZM138 169V168H137ZM147 169V168H146ZM179 169V168H178ZM222 169V168H221ZM249 169V170H250ZM254 169V171H256ZM264 169V168H263ZM97 170V169H96ZM195 170V169H194ZM244 170V173H245V170H247L246 168L245 169H243ZM2 171V170H1ZM149 171V170H148ZM169 171V170H168ZM189 171V170H188ZM237 171V170H236ZM248 171V170H247ZM261 171H263V170H261ZM81 172V171H80ZM91 172V171H90ZM132 172V171H131ZM162 172V171H161ZM185 172H187V171H185ZM212 172H213V170H212ZM243 172V171H242ZM253 172V171H252ZM257 172V171H256ZM88 173V172H87ZM151 173V172H150ZM164 173V172H163ZM206 173V172H205ZM208 173H209V171H208ZM229 173V172H228ZM247 173H249V172H247ZM261 173V172H260ZM263 173H264V171H263ZM90 174V173H89ZM105 174V173H104ZM108 174V173H107ZM122 174V173H121ZM202 174V173H201ZM207 174V173H206ZM241 174H243V173H241ZM246 174V173H245ZM258 174V173H257ZM116 175V174H115ZM147 175V174H146ZM153 175V174H152ZM155 175V174H154ZM234 175V174H233ZM250 175V174H249ZM142 176V175H141ZM174 176V175H173ZM197 176V175H196ZM224 176V175H223ZM251 176V175H250ZM253 176V175H252ZM264 176V175H263ZM1 177V176H0ZM10 177V176H9ZM149 177V176H148ZM160 177V176H159ZM238 177V176H237ZM240 177V176H239ZM248 177V176H247ZM136 178V177H135ZM189 178V177H188ZM197 178V177H196ZM195 177H194V179H196ZM219 178V177H218ZM231 178V177H230ZM254 178V177H253ZM261 178V177H260ZM264 178V177H263ZM93 179V178H92ZM191 179V178H190ZM1 180V179H0ZM98 180V179H97ZM100 180V179H99ZM113 180V179H112ZM140 180V179H139ZM202 181H203V179H201ZM215 180V179H214ZM217 180V179H216ZM219 180H220V178H219ZM243 180V179H242ZM256 180V179H255ZM154 181V180H153ZM193 181V180H192ZM212 181H213V179H212ZM211 181V182H212ZM247 181V180H246ZM254 181V180H253ZM5 182V181H4ZM155 182V181H154ZM263 182V181H262ZM152 183V182H151ZM156 183V182H155ZM202 183V182H201ZM200 183V184H201ZM246 183V182H245ZM1 184V183H0ZM130 184V183H129ZM153 184V183H152ZM189 184V183H188ZM197 184V183H196ZM220 184V183H219ZM258 184V183H257ZM260 184H263V183H260ZM17 185V184H16ZM191 185V184H190ZM231 185V184H230ZM103 186V185H102ZM116 186V185H115ZM128 186V185H127ZM202 186V185H201ZM241 186V185H240ZM100 187V186H99ZM122 187V186H121ZM177 187V186H176ZM187 187V186H186ZM259 187V186H258ZM98 189V188H97ZM136 189V188H135ZM124 190V189H123ZM144 190V189H143ZM232 190V189H231ZM237 190V189H236ZM240 190V189H239ZM87 191V190H86ZM92 191V190H91ZM230 191V190H229ZM3 192H4V190H3ZM243 192V191H242ZM241 192V193H242ZM142 193V192H141ZM206 193V192H205ZM230 193V192H229ZM246 193V192H245ZM0 196H1V193H0ZM102 196V195H101ZM107 196V195H106ZM254 196V195H253ZM148 197V196H147ZM256 197V196H255ZM122 198V197H121ZM222 198V197H221ZM249 198V197H248ZM260 198V197H259ZM262 198H263V196H262ZM141 199V198H140ZM193 199V198H192ZM235 199V198H234ZM67 200V199H66ZM146 200V199H145ZM158 200V199H157ZM197 200V199H196ZM209 200V199H208ZM231 200V199H230ZM51 201V200H50ZM106 201H108V200H106ZM122 201V200H121ZM195 201V200H194ZM75 202V201H74ZM94 202H96V201H94ZM93 202V203H94ZM141 202V201H140ZM185 202V201H184ZM80 203V202H79ZM218 203V202H217ZM43 204V203H42ZM154 204V203H153ZM171 204V203H170ZM264 204V203H263ZM70 205V204H69ZM133 205V204H132ZM141 205V204H140ZM196 205V204H195ZM173 206V205H172ZM175 206V205H174ZM186 206V205H185ZM215 206V205H214ZM4 207V206H3ZM84 207V206H83ZM151 207V206H150ZM228 207V206H227ZM52 208V207H51ZM107 208V207H106ZM177 208V207H176ZM175 208V209H176ZM201 208V207H200ZM204 208V207H203ZM221 208V207H220ZM244 208V207H243ZM7 209H8V207H7ZM198 209V208H197ZM258 209V208H257ZM77 210V209H76ZM117 210V209H116ZM223 210V209H222ZM155 211V210H154ZM232 211H233V209H232ZM89 212V211H88ZM157 212V211H156ZM230 212V211H229ZM176 213V212H175ZM181 213V212H180ZM220 213V212H219ZM262 213V212H261ZM89 214V213H88ZM171 214V213H170ZM80 215V214H79ZM221 215V214H220ZM254 215V214H253ZM160 216V215H159ZM215 216V215H214ZM82 217V216H81ZM102 217V216H101ZM108 217V216H107ZM149 217V216H148ZM169 217V216H168ZM210 217V216H209ZM55 218V217H54ZM84 218V217H83ZM211 218V217H210ZM8 219V218H7ZM157 219V218H156ZM230 219V218H229ZM109 220V219H108ZM144 220V219H143ZM213 220V219H212ZM3 221V220H2ZM211 221V220H210ZM121 222V221H120ZM185 222V221H184ZM89 223V222H88ZM108 223V222H107ZM65 224V223H64ZM81 224V223H80ZM86 224V223H85ZM105 224V223H104ZM159 224V223H158ZM55 225V224H54ZM111 225V224H110ZM121 225V224H120ZM234 225V224H233ZM108 226V225H107ZM136 226V225H135ZM118 227V226H117ZM1 228V227H0ZM75 228V227H74ZM77 228V227H76ZM126 229V228H125ZM62 230V229H61ZM8 231V230H7ZM141 231V230H140ZM84 232V231H83ZM68 233V232H67ZM70 233V232H69ZM77 233V232H76ZM237 233V232H236ZM142 234V233H141ZM167 234V233H166ZM64 236V235H63ZM131 237V236H130ZM154 237V236H153ZM198 237V236H197ZM3 239V238H2ZM94 239V238H93ZM200 239V238H199ZM236 240V239H235ZM264 240V239H263ZM52 241V240H51ZM69 242V241H68ZM222 242V241H221ZM197 243V242H196ZM230 243V242H229ZM192 244V243H191ZM239 244V243H238ZM8 246V245H7ZM153 246V245H152ZM73 247V246H72ZM88 247H90V246H88ZM87 247V248H88ZM209 247V246H208ZM4 248V247H3ZM60 248V247H59ZM61 249V248H60ZM84 249V248H83ZM78 251V250H77ZM240 251V250H239ZM59 253V252H58ZM127 253V252H126ZM249 253V252H248ZM73 254V253H72ZM247 254V253H246ZM131 255V254H130ZM231 255V254H230ZM125 256V255H124ZM261 257V256H260ZM9 258V257H8ZM244 258V257H243ZM259 258V257H258ZM35 259V258H34ZM94 260V259H93ZM130 260V259H129ZM133 260V259H132ZM6 262V261H5ZM101 262V261H100ZM123 263V262H122ZM121 263V264H122ZM167 263V262H166ZM173 263V262H172ZM2 264V263H1ZM7 264V263H6ZM126 264V263H125ZM174 264V263H173Z\"/></svg>",
	"mask_w": 264,
	"mask_h": 264
}]
</instances>
